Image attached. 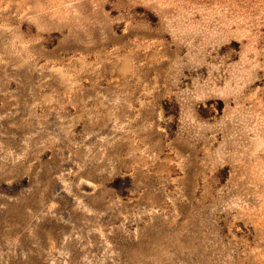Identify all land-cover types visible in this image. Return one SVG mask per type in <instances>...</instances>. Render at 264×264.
<instances>
[{
  "label": "rangeland",
  "instance_id": "374dc122",
  "mask_svg": "<svg viewBox=\"0 0 264 264\" xmlns=\"http://www.w3.org/2000/svg\"><path fill=\"white\" fill-rule=\"evenodd\" d=\"M0 264H264V0H0Z\"/></svg>",
  "mask_w": 264,
  "mask_h": 264
}]
</instances>
